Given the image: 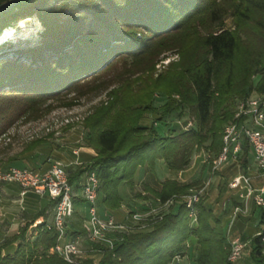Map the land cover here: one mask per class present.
Here are the masks:
<instances>
[{
    "label": "trees",
    "instance_id": "obj_1",
    "mask_svg": "<svg viewBox=\"0 0 264 264\" xmlns=\"http://www.w3.org/2000/svg\"><path fill=\"white\" fill-rule=\"evenodd\" d=\"M201 1L25 0L0 16V33L34 15L44 30L37 46L0 55V96L18 95L30 101L51 98L101 70L115 55L130 51L128 47L136 40L135 28H144L152 36L166 34L185 25L200 10ZM239 3L234 8L236 16L253 11L264 14V0ZM246 22L242 27H220L205 35L202 42L208 51L206 56L186 69L181 101L191 107L197 130L161 136L151 129L144 137L147 128L137 122L127 123L113 114L114 107H105L89 119L88 141L98 155L90 166L70 174L67 171L70 183L75 184L88 171H96L100 181L98 202L116 212L122 203L121 183L134 181L143 165L153 168L157 159H163L170 169L183 170L190 163L193 148L209 140L219 152L224 127L233 119L238 102L251 95L254 76L260 77L257 89L264 93V22L252 16ZM243 34L247 37L242 38ZM250 151L245 142L244 153ZM75 185V190L80 189V183ZM187 188L186 184L167 181L160 190L146 189L167 202ZM51 205L53 209V200ZM197 209L196 226L190 225L183 202L175 212L153 215L141 222L113 249L96 243L102 253L99 264H169L184 255L183 246L191 236L197 241V264H229L230 242L223 221L204 206L203 198ZM40 216H46V209L37 212L34 220ZM50 224L45 219L37 225L38 235L33 241L26 238L28 225L22 228L13 238L12 243L21 241L13 252L10 244L0 246V264H72L50 252L57 242V231ZM83 230L87 233L86 228ZM249 255L254 264H264L263 234L253 236ZM75 264L94 263L86 259Z\"/></svg>",
    "mask_w": 264,
    "mask_h": 264
},
{
    "label": "rangeland",
    "instance_id": "obj_2",
    "mask_svg": "<svg viewBox=\"0 0 264 264\" xmlns=\"http://www.w3.org/2000/svg\"><path fill=\"white\" fill-rule=\"evenodd\" d=\"M201 2L200 10L185 25L166 34L152 36L144 28H135L136 40L128 47L130 51L115 55L101 70L51 98L30 101L28 97L18 95L0 96V170H44L50 158L62 161L69 174L90 166L98 151L88 141L89 119L105 107H114L113 114H118L123 121L137 122L139 126L147 128L143 131L144 137L151 129H156L161 136H176L197 130L196 117L191 107L182 103L183 92L180 90H183L186 69L208 52L203 47V37L215 33L220 27L233 29L245 26L249 16L264 22V14L258 11L236 16L238 11L234 8L240 4L239 0ZM43 30V24L36 15L14 22L5 31L3 38L7 35L10 38L0 45V55L14 49L37 46ZM246 37L243 34L242 38ZM244 58V55L240 56L241 61ZM259 79L258 76L253 77L251 94H261L257 89ZM210 142L205 141L193 148L190 163L183 170L170 169L165 160L157 159L153 168L148 165L140 167L134 181L121 183L119 192L122 203L116 213H123L124 216L119 220L125 222L128 213L156 216L175 212L189 195L202 189L204 206L213 210L226 228L233 207L240 204L237 201L239 195L229 188L230 180L239 173L254 176L260 171L252 150L248 155L243 153L239 162L213 169L211 162L218 149L212 148ZM263 177H256V182L263 183ZM167 181L186 184L188 188L167 202H162L155 193L146 189L160 190L162 183ZM20 191L16 183L0 181V246L10 244L12 252L21 242L12 243L22 228L28 225L26 238L30 241L38 235L39 224L36 225L34 216L40 210L41 201L34 192L22 196ZM99 205L106 210L101 201ZM80 212L87 215L86 210ZM44 218L48 224L52 222L51 206ZM237 222L239 229L235 233L248 244L245 254H249L253 236L264 233V207L251 206L250 215L241 216ZM139 223L133 221L132 224L136 226ZM68 225L73 229L72 233L69 232L70 236L83 249V260L90 259L94 264H99L102 257L100 247L83 230L85 223L80 214L76 213ZM186 244H189V248ZM186 244L182 253L185 254L187 249L189 256L195 253L197 241L193 236Z\"/></svg>",
    "mask_w": 264,
    "mask_h": 264
},
{
    "label": "built area",
    "instance_id": "obj_3",
    "mask_svg": "<svg viewBox=\"0 0 264 264\" xmlns=\"http://www.w3.org/2000/svg\"><path fill=\"white\" fill-rule=\"evenodd\" d=\"M245 142L250 145L258 170L264 176V93L251 94L238 102L233 119L224 127L222 147L212 158L213 169H221L230 162H239L244 153ZM75 153L78 154V151ZM0 181L16 183L21 189L22 196L30 191L50 196L54 201V207L49 227L57 231V242L50 248V252L58 254L72 264L84 259L79 242L68 237V222L76 213L83 218L89 239L110 249L115 248L116 244L123 240L124 234L134 232L141 221L144 222L153 216L128 213L125 222L113 216L102 217L98 210L100 181L94 170L85 173L80 182V194L82 202L86 205L87 214L83 215L76 208L78 195L75 194L74 184L69 181L65 164L53 158L49 159L48 166L44 170L29 168L0 170ZM229 188L234 190L240 198V204L234 206L231 212L229 224L231 229L240 215L249 212L251 202L256 206L264 207V186L255 187L250 175L239 173L230 180ZM202 196L201 189L193 192L185 201L192 226L198 224L197 204ZM133 221H140V223L133 226ZM142 225L141 227H144ZM260 234H263L264 242V233L260 232L257 235ZM247 246L248 244L240 236L232 238L228 254L229 264H235L242 259Z\"/></svg>",
    "mask_w": 264,
    "mask_h": 264
},
{
    "label": "crops",
    "instance_id": "obj_4",
    "mask_svg": "<svg viewBox=\"0 0 264 264\" xmlns=\"http://www.w3.org/2000/svg\"><path fill=\"white\" fill-rule=\"evenodd\" d=\"M248 168V167H247ZM257 172H259L258 170H257ZM257 173H255V175L254 176H251L252 178H253V184L255 185V187H258V188H260V187H262L263 185H264V182L262 183H257L256 182V177H262V175H261V173H259V174H257ZM236 176V175H235ZM81 179H82V176L75 182V184H78V183H80L81 182ZM263 181H264V177H263ZM74 184V186H76ZM17 185V184H16ZM17 187H19L18 185H17ZM20 188V187H19ZM77 192H78V194H77ZM28 194V193H27ZM36 194V193H35ZM75 194H77L78 196H77V198H76V200H77V204H76V208H77V210L78 211H85V204L82 202V198H81V194H80V189L79 188H77L76 190H75ZM36 195H38V198H39V200L41 201L40 202V205H41V207H40V210L39 211H41V210H44V209H46V211L48 210V208L51 206L52 207V205H51V203H52V200H51V198H50V196L48 195V194H36ZM239 197V196H238ZM237 201H239L240 202V198H238L237 199ZM103 205V204H102ZM253 205H255L253 202H251L250 204H249V212L247 213V214H245V215H240L236 220H235V222H234V224H233V226H232V228L231 229H229V224H230V222H229V220H228V226L226 227L227 228V232H228V237H229V242L231 241V239L232 238H234V237H236V236H238L235 232L239 229V227H238V223L239 222H237V221H240V217L241 216H248V215H250V210H251V206H253ZM104 209H106L105 207H104ZM98 210H99V212H100V214H101V216L102 217H104V218H106V217H108V216H113V217H116V218H118L117 220H119L120 218H122L123 216H124V214L123 213H120V214H118V213H116V212H113V211H110V210H103L102 208H101V205H99V202H98ZM122 216V217H121ZM231 216V215H230ZM45 216H40V217H38L35 221H36V224H40V223H42L44 220H45V218H44ZM68 230L70 231V233H72V231H73V229L68 225ZM235 230V231H234ZM258 232V230L255 232V234ZM69 238H74L73 236L71 237L70 236V234H69V236H68ZM75 239V238H74ZM194 239H196L195 237H194ZM186 247L187 248H189V244H186ZM188 252H189V250L187 249L186 251H185V254L184 255H182L181 257H180V259H174L171 263H169V264H173V263H176V264H180L179 263V261H181L182 263H184V264H197V261H196V259H197V256H198V252H197V244H196V247H195V253H193L192 255H190L189 256V254H188ZM235 264H254L253 262H252V260L250 259V255L249 254H245L244 256H243V258L242 259H240L237 263H235Z\"/></svg>",
    "mask_w": 264,
    "mask_h": 264
},
{
    "label": "water",
    "instance_id": "obj_5",
    "mask_svg": "<svg viewBox=\"0 0 264 264\" xmlns=\"http://www.w3.org/2000/svg\"><path fill=\"white\" fill-rule=\"evenodd\" d=\"M24 1L25 0H6V1L0 3V16L11 11V10H13V9H15V8H17ZM4 30L5 29H3L2 32H4Z\"/></svg>",
    "mask_w": 264,
    "mask_h": 264
},
{
    "label": "bare ground",
    "instance_id": "obj_6",
    "mask_svg": "<svg viewBox=\"0 0 264 264\" xmlns=\"http://www.w3.org/2000/svg\"><path fill=\"white\" fill-rule=\"evenodd\" d=\"M8 28H11V26L10 27H7V28H5V30H4V32H2L1 34H0V45H2L3 43H5V42H8L9 41V38H8V35H7V37L6 38H3V36L5 35V31L8 29Z\"/></svg>",
    "mask_w": 264,
    "mask_h": 264
}]
</instances>
